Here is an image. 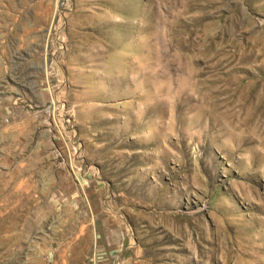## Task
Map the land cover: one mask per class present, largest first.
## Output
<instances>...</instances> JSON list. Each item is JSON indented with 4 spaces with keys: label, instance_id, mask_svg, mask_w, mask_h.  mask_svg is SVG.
Listing matches in <instances>:
<instances>
[{
    "label": "rangeland",
    "instance_id": "rangeland-1",
    "mask_svg": "<svg viewBox=\"0 0 264 264\" xmlns=\"http://www.w3.org/2000/svg\"><path fill=\"white\" fill-rule=\"evenodd\" d=\"M0 264H264V0H0Z\"/></svg>",
    "mask_w": 264,
    "mask_h": 264
}]
</instances>
